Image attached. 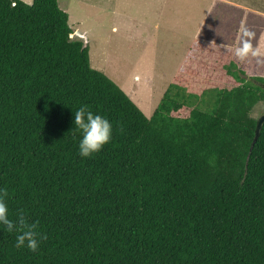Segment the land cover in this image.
I'll list each match as a JSON object with an SVG mask.
<instances>
[{
    "label": "trees",
    "instance_id": "1",
    "mask_svg": "<svg viewBox=\"0 0 264 264\" xmlns=\"http://www.w3.org/2000/svg\"><path fill=\"white\" fill-rule=\"evenodd\" d=\"M74 33L59 0H0V188L46 237L32 252L0 228V264H264L258 58L205 71L199 34L148 117ZM81 105L113 124L91 158L72 132Z\"/></svg>",
    "mask_w": 264,
    "mask_h": 264
},
{
    "label": "rangeland",
    "instance_id": "2",
    "mask_svg": "<svg viewBox=\"0 0 264 264\" xmlns=\"http://www.w3.org/2000/svg\"><path fill=\"white\" fill-rule=\"evenodd\" d=\"M59 5L69 14L75 33L86 35L88 41H81L89 49L92 68L106 74L148 117L174 82L189 52L188 41L192 43L197 32L224 40L243 23L255 33L251 41L254 47L260 44L256 43L258 38L264 37V0H59ZM238 35L239 31L236 40L213 45L220 55L232 52L233 58L239 46ZM72 37L80 40L76 34ZM224 50L227 53H222ZM208 54L215 61L217 52L211 49ZM203 61L200 67L205 71L222 67L218 63L211 65L208 56ZM259 61H253L256 66H252L257 71L264 70V57ZM224 62L231 65L228 60ZM240 69L252 71L247 61L239 63L237 70ZM212 82L216 81L212 78ZM231 84L220 88L231 89ZM201 108L207 109L202 105ZM189 113L186 109L181 115ZM263 114L264 102L257 104L251 115L259 119Z\"/></svg>",
    "mask_w": 264,
    "mask_h": 264
},
{
    "label": "clouds",
    "instance_id": "3",
    "mask_svg": "<svg viewBox=\"0 0 264 264\" xmlns=\"http://www.w3.org/2000/svg\"><path fill=\"white\" fill-rule=\"evenodd\" d=\"M238 38L239 46L234 50L235 57L242 62L249 57H255L260 62L259 58L264 56V50L259 46H253L251 41L255 38V33L241 23ZM72 132L80 134L79 155L82 158H91L111 142L113 124L105 116L94 113L88 105H81L74 112V129ZM7 200V189L0 188V228L16 234V248L26 247L28 250L36 252L40 247L41 240L46 238L42 237L38 231L39 222H30L23 210L17 213L15 219H11Z\"/></svg>",
    "mask_w": 264,
    "mask_h": 264
},
{
    "label": "crops",
    "instance_id": "4",
    "mask_svg": "<svg viewBox=\"0 0 264 264\" xmlns=\"http://www.w3.org/2000/svg\"><path fill=\"white\" fill-rule=\"evenodd\" d=\"M22 1H24L25 3H27V4H32V2H33V0H22ZM203 5H205V7L207 6V1L206 2H204L203 3ZM191 9L193 10V8H192V6H191ZM205 10H207V11H210V9L209 8H206ZM248 11V10H247ZM249 12V11H248ZM238 31H239V29L238 30H236V31H234V32H232L231 33V37L230 38H226V39H224V40H219L218 39V37H217V39L214 37V36H202V37H200L202 40L201 41H198V43L196 44V53H197V56L199 57V58H205L206 56H208V58H209V61H211V65H214V64H216L217 62H216V60L215 61H213V59L211 58V56L208 54V51L209 50H214L215 52H217V55L218 54H221L220 53V51H218V49H217V47L216 46H214L213 44H216V43H220V42H223V43H225V41H227L228 39L230 40L231 38H234L235 40L237 39V34H238ZM197 36H199L198 35V32H197V35H196V37H195V39H194V41H192V43H191V41H188V44H190V48H189V52L191 51V48L193 47V45L197 42ZM189 39H190V37H189ZM256 43H260V44H257V46H259V47H261V49L262 50H264V37H262V36H260L259 38H258V41L256 42ZM207 46V47H206ZM204 47H206V49L205 50H203L204 49ZM201 51H203V54L201 55ZM204 51H206V52H204ZM189 52H188V54H189ZM222 53H227V51H222ZM187 54V55H188ZM186 55V56H187ZM220 56V55H219ZM222 57V56H221ZM234 57V56H233ZM186 58V57H185ZM185 60V59H184ZM230 61H232V60H230ZM229 61V62H230ZM184 62V61H183ZM183 64V63H182ZM180 68H181V66H180ZM180 68H179V70H180ZM146 70H149L150 71V69L147 67L146 68ZM178 70V71H179ZM151 72V71H150ZM177 73L178 72H176V75H177ZM147 76H149V74L147 73L146 74ZM175 75V76H176ZM202 75V77H200ZM199 77H197V78H200V79H203V77L206 75V74H201ZM175 78V77H174ZM196 78V79H197Z\"/></svg>",
    "mask_w": 264,
    "mask_h": 264
},
{
    "label": "water",
    "instance_id": "5",
    "mask_svg": "<svg viewBox=\"0 0 264 264\" xmlns=\"http://www.w3.org/2000/svg\"><path fill=\"white\" fill-rule=\"evenodd\" d=\"M76 37L82 39L83 41H88L86 35H84L82 33L77 32ZM256 84L264 89L263 83H256ZM263 125H264V114L257 121L256 136H255V141H254L252 146H254L255 142L258 140L260 133H261V130L263 128Z\"/></svg>",
    "mask_w": 264,
    "mask_h": 264
}]
</instances>
